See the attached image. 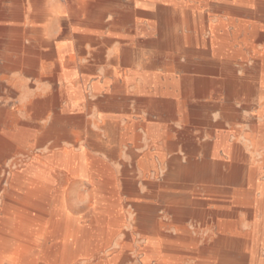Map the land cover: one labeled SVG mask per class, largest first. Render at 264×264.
<instances>
[{"label":"rangeland","instance_id":"1","mask_svg":"<svg viewBox=\"0 0 264 264\" xmlns=\"http://www.w3.org/2000/svg\"><path fill=\"white\" fill-rule=\"evenodd\" d=\"M13 1L0 0L2 16L12 12ZM74 1L19 0L18 2L21 22L17 27L18 30L22 29L26 32L21 37V42L31 47L38 46L37 31H42L44 39L54 40L55 44L63 48L70 47L71 53L68 54L70 58L64 60L63 69H76L77 73L72 81L73 90L83 89L85 96L82 98L76 94L74 96L73 90L66 93L65 86L60 87L58 77L52 72L55 64L49 58L41 59L33 72L28 75L18 68L0 71V112L13 109L12 112L18 114L23 111L18 121L31 125L24 131L27 141L23 144H14V148L0 160V217L8 219L10 213L6 214V212H14L11 209L7 210L6 205L15 208L22 203L21 192H12L10 188L13 172L21 171L26 165L39 162L46 155L56 156L63 150H71L70 163H60L51 171L46 197L41 201L27 204L31 212L29 227L21 231L23 237L18 238V241L31 245L32 253L29 258L34 264H59L57 258H61L62 254H58V250L70 241L64 236L65 229L70 224L88 228L93 225L96 216L100 219L105 218V221L96 224L99 231L92 238L95 247H91V251L81 250L71 264H91L95 262L96 257L107 253L110 254V258L116 259L124 255V260L117 262L118 264H143V258L149 254V250H152L151 253L154 255L158 254L162 264H218L215 249L202 254L195 252V249L204 245L212 247V242L218 237V227L223 221L221 216H213L212 213L237 208L238 203L233 200L236 187L218 182L205 184L166 181L165 175L168 171V163L174 157H179L182 163L189 158L197 161L205 160L201 144L211 140L207 135L209 127L201 124L200 118L191 119L189 115L207 113L209 122L216 124L221 119L220 112L211 109L201 113L196 110L177 113L171 122L174 130L171 131L169 138L170 141H176L175 149L170 151L165 149L161 159L154 157L155 166L145 168L142 165L144 156L148 151L153 152L156 146L146 134L149 115L147 109L138 102L143 95L138 93L137 84L143 72L147 75L167 73L179 80L193 76L195 75L193 71L202 69L205 71L213 67L215 63L213 59L220 54L203 53L202 46L198 44L171 43L175 33L181 38L182 35H191L187 29L182 27L179 29L173 25L166 34L169 39L168 45L158 50L155 42L159 37L155 34L151 36L147 34L150 28L157 24L152 8L140 2L132 4L131 0L110 5L103 21L111 22L115 16L121 14L128 19L124 28L110 32L109 27H105L103 31H95L92 34L84 27V17L78 11V2L81 0H76V3ZM253 2L254 0H184L181 6L158 1L155 4L174 9L181 7L184 11L192 7L199 8L195 10L197 12L194 16L195 20L205 14L209 26V30L202 35L204 39L213 37L212 31L215 33L219 29L228 31L229 34L223 41L226 46L218 45L216 50L221 51H218L221 57L230 54L236 76L243 79L246 77L247 81H251L253 71L250 69L253 65L254 52L264 48V43L253 42L254 34L258 32L257 25L263 26L259 31L264 33V22L260 23L253 15L255 10ZM7 24L5 21L0 22V25ZM223 31L218 34L222 35ZM233 31L237 35L234 38ZM78 36H91L99 42L110 39L103 59L92 63V70L85 74L81 73L79 68L90 61L89 52L98 45L94 42V46L90 42L85 43L83 46L85 52H81L76 46L75 37ZM37 50L45 54L48 52V48L43 47ZM123 51L128 56L127 62L120 60ZM115 57H119L116 66L123 70L121 78H129V75L130 78L132 76L135 78L131 79L126 89L108 87L95 91L94 83L104 76L105 71L111 67L110 59ZM150 61L154 69L143 70V65H150ZM1 62L0 65L3 63ZM175 65L185 69L174 70ZM84 78H87L85 85H83ZM33 92H41V95L36 96ZM37 99L46 101L47 107L40 119L32 120V112L24 111ZM262 102H264V94L257 103L236 102L235 106L239 111L233 115L234 120L224 124L225 129L231 133L229 141L238 140L240 143H248L246 138L250 136L251 116L256 114L259 103ZM73 103L78 104V110L69 111L68 107ZM59 115L72 117L74 123L56 127L55 131L49 133L55 118ZM112 123H117L115 126L117 133L114 138L106 131V127ZM128 127L132 134L126 131ZM1 129L7 135L16 132L18 128L6 125ZM135 134H140V138L135 140L133 138ZM185 142L195 144L186 146ZM189 148L195 152L192 156L188 155ZM80 152H83V163L98 167L97 176L80 169L79 164L82 159L76 158ZM262 153L263 151L260 150L250 156L253 160H259ZM218 159L223 162L228 160L224 154H219ZM145 208L155 210L154 222L144 220L145 214L142 209ZM172 209L180 211L179 219L171 212ZM194 212L202 213L201 219H194L191 216ZM234 220L239 231L248 230L246 223L249 221L242 211H236ZM10 228L12 229L11 226L4 224L0 226V233L8 229L6 231L8 238L0 240V252L6 251V248L11 251L18 243L13 237L14 233L10 238ZM4 243L7 245L1 246ZM246 249L244 248L243 251ZM261 255L264 256V246ZM150 264L156 263L151 260Z\"/></svg>","mask_w":264,"mask_h":264},{"label":"bare ground","instance_id":"2","mask_svg":"<svg viewBox=\"0 0 264 264\" xmlns=\"http://www.w3.org/2000/svg\"><path fill=\"white\" fill-rule=\"evenodd\" d=\"M122 1L123 0H81L78 2V11L80 15L84 17L83 24L86 30L91 31L93 34L95 31H103L105 27H109L110 32L119 31L124 28L128 19L126 16L121 14L115 16L111 22H105L106 24L103 22L109 6L112 4H119ZM156 1L172 3L174 6H181L183 5L184 0H131L132 4H138V2H140L141 4H147L152 8L153 16L157 19V24L156 26H152L147 34L148 36L155 34L159 37L155 42L158 50H161L164 46L168 45L169 39L166 34L168 33L169 27L173 25L179 29H181V27L187 29L191 35H182L181 38L177 33H175L172 37L171 43L175 45L178 43L198 44L202 46L203 53L212 52L214 54L217 52L220 56L213 59L215 62L213 67L207 68L205 71L203 69L193 71L195 75L186 76L180 80L167 73L152 75H147L145 72L141 73L139 76L141 80L137 84V90L139 94L143 95V97L139 98L138 102H140L147 109L149 117L146 124V134L147 137L152 140V144L156 146L153 152L148 151L145 154L142 165L145 168L155 166L153 161L154 157L161 159L165 149L168 151L175 149L177 145L176 141H170L169 138H171V131L174 130L171 122L174 120L177 113H188L194 110L200 113L204 110H218L220 112L221 119L216 124H211L209 122L207 113H197V115L195 114L194 116L188 114L191 119L200 118L202 122L201 124L209 127L207 135L211 140L201 144V150L205 156V160L203 159L201 161H197L189 158L186 162L184 161L185 163H182L179 157H174L168 163V171L165 175V180L181 181L180 183H182V181L202 182L205 184L218 182L228 185L229 187H236V191H234L235 198H233V200L238 203L237 208H232L226 212L222 211L212 213L213 216L219 215L223 219L221 225L218 227V237L212 242V247L204 245L201 248L195 249V252L202 254L210 249H215L218 256V264H264V256L261 255V249L264 246V102L259 103L256 114L251 116V126L249 128L250 136L246 138L248 143H240L238 140L229 141L231 133L224 127V124L232 120L233 115L239 111L236 109V102L243 101L245 103H257L264 94V48L262 47L260 50H256L254 52L252 59L253 65L250 69L253 71L251 81H247L245 79L246 77L244 79L242 77H237L233 61L230 59V54H226L221 57V53L218 52L220 50H216V46L218 45L226 46L223 44V41L226 39V36H228V31H223L222 29H219V31L216 30L217 33L212 31L214 36L204 39L202 35L209 30V26L207 24V15L205 14L202 15V17L199 16L195 20L194 16L197 14L195 10L199 8L192 7V9L184 11L181 7L174 9L173 7H164L160 4L156 5ZM18 2L19 0L13 1L12 5L14 8L12 9V12L8 13V15L2 16V14H0V22L5 21L9 24L0 25V61L3 62H1L2 65H0V71H8L12 68H18L28 75L33 72L41 59L46 58L47 60V58H49L53 60L55 64L52 72L58 77V82L59 84L61 83L60 87L65 86V91L68 93L74 89L72 81L77 73L75 68L69 70L63 69L64 60L70 58L68 54L71 53V48H63L59 44H55L54 40L44 39L42 31H37L38 46L31 47L25 45V43L23 44V42H21V37L26 34V32L22 29L18 30L17 27V24L21 22L19 9L17 8L19 6ZM253 5L255 8L253 14L255 19H257L260 23H263L264 0H254ZM257 28L258 32L256 31L257 34H254L253 42L255 44H263L264 33L259 31L263 29V26L257 25ZM220 31H223L222 35L218 34ZM236 36L237 35L234 34L233 31L232 37L234 38ZM75 40L76 46L81 52H85V49L83 48L85 43L90 42L93 45L94 42L98 45L96 49L89 52L91 57L88 64L81 67L79 70L83 74L89 73L93 68L91 67V64L99 61V59H103V55L105 53L104 51L106 50L110 39H105L104 41L99 42L91 36H78L75 37ZM42 47L48 48V52L46 54L37 50V48ZM120 60L122 62L128 60V56L124 51L121 52ZM118 62L119 57L110 59L109 64L111 67L108 68L105 71L104 76L101 79L98 78L93 85V89H95V91L108 89V87L126 89L130 85L131 79L135 77L132 76V78H130L129 75V78H121L123 70L116 66L118 65ZM173 67L174 70L182 68L177 65ZM149 69H154L152 62L150 65H143V70ZM182 69L184 70L185 68L183 67ZM56 72H58L57 75ZM247 72L249 71L247 70ZM209 76H213L214 78ZM86 83L87 78H84L83 85ZM81 90L82 91H80V89L78 91L73 90L72 93L74 96L76 94L82 98L85 96V92L83 89ZM33 94L39 96L41 95V92H33ZM75 98L76 97H74V100ZM46 107V101L37 99L32 101L24 112H32V120H38L42 117ZM68 110H78V104L73 103V105L68 107ZM12 111L13 109H9L0 112V160H2V158H4L14 148V144H23L27 141L24 131L31 126L30 124H24L18 121L23 111H20L18 114H15V112ZM153 117L155 119H152ZM73 123L74 120L72 117H60L59 115L55 118L52 128L48 132L52 133L56 130V127L71 125ZM6 125L14 127L15 129L17 127L18 129L16 132L10 134L8 133L6 135L1 129L2 126ZM116 125L117 123H112L106 127V131L112 138H114L117 133L115 128ZM126 131H128L129 134H132L129 127ZM180 131L182 132V130ZM133 138L135 140L139 139L140 134H135ZM40 142L43 143V141ZM40 142L38 141V143ZM184 144L186 146H194L195 143L185 142ZM260 150L263 151V153L260 154V159L253 160L250 155ZM130 151L131 149L129 152ZM187 151L188 155L191 156L195 153L193 152L194 150L190 148ZM71 153V150H63L59 154L57 153L56 156L46 155L42 157L39 162L26 165L23 169H21V171H15L12 173L10 188L12 192H21L22 203L21 205H16L15 208L11 207V205H6L7 210L11 209L14 210V212H6V214L10 213L8 219L0 217V226L3 224L4 226H11L12 229L10 228V238L12 236L11 234L14 233L13 237L18 243H16L17 245L14 246L11 251H8L6 248V251L0 252V264H34L33 260H30L29 258L32 253L31 245L26 242L18 241V238L23 237L21 235V231L26 230L25 227H29V215H31V212L27 207V204L32 201H41L44 197H46L45 192L49 189V177L51 175V171L56 169L60 163H70ZM219 154H224L228 160L226 162L220 161L218 159ZM82 155L83 152H80L77 154L76 158L82 159ZM80 162L79 166L82 171L89 172L94 176L98 175L99 171L97 166L92 164L89 166L88 164L83 163V159ZM237 210H240V212L242 211L246 220L249 221L246 223L248 226V230L246 231L238 230L237 224L234 220ZM142 212L145 214V221L154 222L155 210L145 208L142 209ZM171 212H173L179 219V215L181 214L179 210L172 209ZM191 216L198 220L201 219L202 213L194 212ZM104 221L105 218L100 219L96 216L93 225L88 228H81L78 225L70 224L65 229L64 235L65 238L70 241L59 248L58 254H62V257L57 258L58 263L71 264L76 260V256L81 250L91 251L90 248L93 246L95 247L92 238H94L97 231H99V227H97L96 224H102ZM6 231H8V229H4V231L0 233V240L8 238ZM102 232H104V230ZM36 243L37 241H35V244ZM5 245L7 244L4 243L1 246ZM244 248H247L246 251H243ZM149 251V254L144 256L142 263L150 264L151 260H154L156 264H162V259L158 256V254L154 255L151 253L152 250ZM124 258V255H121L118 259L110 258V254L107 253L104 256L96 257L95 262L91 264H116L119 261H123Z\"/></svg>","mask_w":264,"mask_h":264},{"label":"crops","instance_id":"3","mask_svg":"<svg viewBox=\"0 0 264 264\" xmlns=\"http://www.w3.org/2000/svg\"><path fill=\"white\" fill-rule=\"evenodd\" d=\"M87 64H88V63H87ZM87 64H86V65H87ZM83 66H85V65H81L80 68L83 67ZM80 68H79V70H80Z\"/></svg>","mask_w":264,"mask_h":264}]
</instances>
